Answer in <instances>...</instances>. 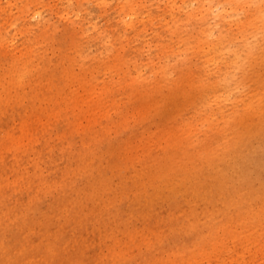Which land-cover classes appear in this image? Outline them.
I'll use <instances>...</instances> for the list:
<instances>
[{
	"label": "rangeland",
	"instance_id": "rangeland-1",
	"mask_svg": "<svg viewBox=\"0 0 264 264\" xmlns=\"http://www.w3.org/2000/svg\"><path fill=\"white\" fill-rule=\"evenodd\" d=\"M244 8L227 0H0V185L6 183L0 206L8 209L18 199L14 212L20 216L38 194L37 223L47 220L52 229L61 220L60 241L84 242L85 260L123 249L127 259L118 264H138L159 228L142 227L132 213L125 217L135 230L127 236L112 230L111 220L104 225L102 214L124 210L148 176L149 182L164 179L165 165L160 169L158 162L171 150L177 161L186 151L197 154L223 140L219 123L243 112L250 91L264 92V60L246 68L248 81H241L239 66L227 73V63L245 56L247 46L254 55L264 44V27L240 26ZM14 58H29L20 83L7 73ZM226 73L228 81L217 87L211 82L214 88L201 92L190 86L197 78L212 81ZM172 83L177 85L171 88ZM247 124L264 134V105L241 124L242 138L249 136ZM185 135L203 147L166 148ZM44 181L56 182L48 188ZM71 182L78 194L74 211L99 214L91 225L64 219L72 203L53 210L59 183ZM256 208L264 209L257 201L241 207L246 213ZM157 210L165 220L166 207ZM240 221H230L232 236L201 244L202 253L217 252L203 258L199 251L194 264H215L217 255L223 264H264L263 230L247 218ZM27 225L31 232L38 229ZM36 241L45 244L43 238Z\"/></svg>",
	"mask_w": 264,
	"mask_h": 264
},
{
	"label": "bare ground",
	"instance_id": "bare-ground-1",
	"mask_svg": "<svg viewBox=\"0 0 264 264\" xmlns=\"http://www.w3.org/2000/svg\"><path fill=\"white\" fill-rule=\"evenodd\" d=\"M227 1L230 5L237 3L238 7H245L246 19L239 21L242 28L252 25L264 27V4H259L258 0ZM209 6L212 5L209 4ZM130 8L132 7L130 6ZM25 10L26 6L23 5L20 12H25ZM231 14H233L232 11ZM13 23L14 21L7 24L12 25ZM206 35L212 34L209 31ZM261 39V42H264V36ZM223 47L225 48V46ZM244 52H246L245 56H239L240 58L235 56L232 63H227V73L233 67H240L242 71L241 81L247 80L246 72H244L246 68L249 69L252 63L255 65L264 60V44L258 47L254 55L251 53L249 46L244 49ZM27 61H29V58L22 62L14 58L8 66L7 73L11 74L13 83L23 81ZM227 73L220 74L212 81L208 77L209 80L205 79V81L197 78L190 83V86L193 90L198 89L203 92L202 89L205 86L212 87L211 82L214 87L226 83L228 81ZM176 85L177 83H172L170 87ZM248 95L249 97L243 102L242 113L239 114L234 111L219 123L223 140L216 139L213 143L204 146L206 148L201 146V140L195 137L190 138L188 135L181 137L180 140L171 141L166 148L178 146L203 148L197 154L195 152L190 154L189 151H186L181 154L182 157L177 161H174L176 151L171 150V152L165 154L166 160L158 162L160 169L161 164L165 165L164 179L158 182H149L148 176L143 182L144 187L142 190L128 200L124 210L115 213L116 210L111 209L102 214L104 219H101L102 216H100L101 221H105L104 225H106V220H111L113 222L111 224L112 230L122 229L127 236H132L135 230L128 226L126 218L132 213L137 216V220L140 221L142 227L154 225L152 228H159V231H161L159 235L154 233L153 237H149L148 252L139 256L140 261L138 264H158L162 259L170 260V264H178L180 261L194 264L195 258H198L196 257L198 252L202 251L203 247L201 249L199 247L201 244L213 243L212 239L224 238L226 233L230 236L233 235L231 233L234 232L229 230V226L230 221L234 220L240 221L247 218L254 223H258V227L263 230L261 232L260 229V236L264 235V209L260 208L258 210V206L256 208L258 211L248 212L249 214L241 209L246 201H257L261 207H264V134H255V126L247 124L249 136H243L242 138L239 135L241 124L251 115L257 113L259 109H262L264 92L251 93L250 91ZM202 106L208 107L210 105L203 104ZM261 129L264 131V127H261ZM133 176H136L137 180L140 177L138 175ZM136 177H133V179L135 180ZM3 182L0 185V194L2 188L6 185V183L2 184ZM44 182H48L47 187L51 188L56 181L53 183H49L51 181ZM73 186L72 182L68 184L59 183L60 190L54 198L53 210L57 212V210L66 209L67 202L72 203L73 207L70 206V210L68 208L65 210L64 219L66 221L70 219L79 220L82 226L91 225L96 219L95 215L99 214L94 212L93 214L80 215L74 211L75 204L78 202L75 197L78 194L75 193ZM37 197L38 194L31 197L28 210L20 216L14 212V206L18 199H15L8 209L4 205L0 206V264H107L112 260H114V264H118L120 260L127 259V252L120 249L110 253L108 257H102L95 253L85 260L83 254L86 244L84 242L72 238L68 243L60 241L63 226L61 220L51 223L52 229L47 227V220L44 223H37L33 216L36 213ZM160 205L166 207L167 216L165 220L161 219L158 213L157 208ZM27 213L29 217L25 216ZM112 218H115V220ZM27 220L29 221L26 222ZM27 224H36L38 229L31 232V228ZM109 227L110 225L105 228L108 229ZM42 238L45 239V244L36 241ZM222 244H217V247L220 249ZM247 245L245 246L247 247ZM216 252H210L211 254L201 252V256L211 258V255L216 254ZM214 258L215 264H223L218 255Z\"/></svg>",
	"mask_w": 264,
	"mask_h": 264
}]
</instances>
